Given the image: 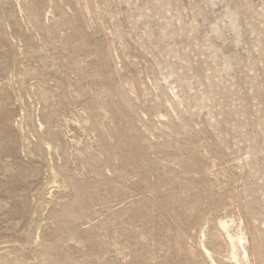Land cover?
<instances>
[{"label":"rangeland","instance_id":"374dc122","mask_svg":"<svg viewBox=\"0 0 264 264\" xmlns=\"http://www.w3.org/2000/svg\"><path fill=\"white\" fill-rule=\"evenodd\" d=\"M263 10L0 0V264H205L198 239L222 217L264 264ZM170 50L194 90L220 77L221 133L206 109L177 117L143 90Z\"/></svg>","mask_w":264,"mask_h":264},{"label":"bare ground","instance_id":"6f19581e","mask_svg":"<svg viewBox=\"0 0 264 264\" xmlns=\"http://www.w3.org/2000/svg\"><path fill=\"white\" fill-rule=\"evenodd\" d=\"M259 15L264 20V10ZM227 17L231 25H233L235 23L234 19L230 16ZM164 30L165 28L161 30L160 38L166 36ZM146 36H152V32L149 31ZM159 37L158 39H160ZM167 55L169 58L164 60V62H157L158 70L152 71V74L148 76L149 85L145 81H141L143 90L151 93L153 97H156L165 108H168L177 117H179V114L181 117L191 118L197 116L200 110L206 109L210 120L209 126L218 134L221 133L220 121L217 116L222 115L220 110L223 104L220 101V96L222 95L220 88L223 89L225 86L221 85L220 77L215 73L208 74L205 76L206 84L199 81V83L201 82L199 85L204 88L194 90V82H191L193 76L188 75L190 69L187 67L189 64L186 54L178 50H170ZM171 58L174 60H170ZM252 77L256 79V73ZM226 92L232 95L235 94L234 91H231V86L226 89ZM159 117L162 118L164 115L159 114ZM47 147H49L48 144ZM247 155L250 159L244 165L253 163L251 154L248 152ZM55 183L56 181L53 179L50 188L54 187ZM256 231L254 235L261 241L264 237V232L259 229ZM247 242L246 232L241 222L222 217L217 220L214 233L201 232L197 247L200 255L204 258L205 264H256L255 261L250 259ZM222 244L225 247L224 260L217 258L213 253V248Z\"/></svg>","mask_w":264,"mask_h":264}]
</instances>
